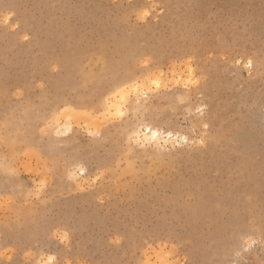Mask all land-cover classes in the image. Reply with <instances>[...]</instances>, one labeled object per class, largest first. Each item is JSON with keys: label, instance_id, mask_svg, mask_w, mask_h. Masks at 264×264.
I'll use <instances>...</instances> for the list:
<instances>
[{"label": "rangeland", "instance_id": "374dc122", "mask_svg": "<svg viewBox=\"0 0 264 264\" xmlns=\"http://www.w3.org/2000/svg\"><path fill=\"white\" fill-rule=\"evenodd\" d=\"M16 2L0 264H264V0Z\"/></svg>", "mask_w": 264, "mask_h": 264}, {"label": "bare ground", "instance_id": "6f19581e", "mask_svg": "<svg viewBox=\"0 0 264 264\" xmlns=\"http://www.w3.org/2000/svg\"><path fill=\"white\" fill-rule=\"evenodd\" d=\"M8 3L10 4V6H14V5H16L17 2H16V0H0V9L2 10L5 7L7 8L9 6ZM72 60H74V59H72ZM71 82H72V78L69 79L68 76H64V77L57 78L54 82V86L55 87H61L62 84H65L66 86L71 87V85H72ZM136 85L137 84L135 83V79L130 78V77H126L125 79H123V80L115 83L113 86H111L107 92V95L114 96V94H116V92H118L119 89L125 88L126 86L135 87ZM31 120H36V119H34V117H33ZM33 122L34 121H32L31 126L33 125ZM34 124H35V122H34ZM164 134H166V133L162 132L161 130H158L156 128H153L151 126H148V127H146L145 139L147 141H150V140H154V141L156 140L157 141L159 139H162ZM167 137L169 139H171L173 137L172 133L171 132L167 133ZM180 140H181V142H188V138L186 136H181ZM35 144L37 146L39 144V142H35Z\"/></svg>", "mask_w": 264, "mask_h": 264}]
</instances>
